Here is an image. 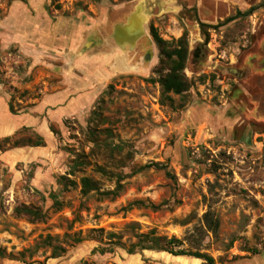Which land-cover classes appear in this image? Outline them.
<instances>
[{"label": "rangeland", "instance_id": "1", "mask_svg": "<svg viewBox=\"0 0 264 264\" xmlns=\"http://www.w3.org/2000/svg\"><path fill=\"white\" fill-rule=\"evenodd\" d=\"M12 1L0 0V94L15 113L56 89L86 46L134 55L135 47L116 43L114 29L139 6L153 42L151 27L168 46L185 36L191 53L205 47L199 60L190 54L184 70L194 84L188 104L172 109L150 81L159 50L143 34L139 46L154 57L150 73L118 76L87 113L51 127L56 145L41 165L50 176L44 187L32 185L33 170L16 183L0 161V264H115L153 231L191 235L215 264L264 248V0H59L60 9L42 0L39 9L32 3L27 22L8 18ZM198 20L211 27L202 31ZM23 46L83 47L35 59ZM38 141L25 129L0 150ZM152 163L166 169H141ZM83 179L96 189L84 193ZM207 212L219 222L215 233L206 229ZM109 234L122 237L121 245L101 244ZM100 248L105 256L94 252Z\"/></svg>", "mask_w": 264, "mask_h": 264}, {"label": "crops", "instance_id": "2", "mask_svg": "<svg viewBox=\"0 0 264 264\" xmlns=\"http://www.w3.org/2000/svg\"><path fill=\"white\" fill-rule=\"evenodd\" d=\"M41 2L42 0H14L10 5L8 18L27 22L32 16V3L39 9ZM145 36L146 33L143 37ZM143 37L137 41L136 53L134 55L128 54L127 57H120V55L117 57L107 53L108 50L115 49L117 46H86L83 58L71 63L72 70L58 79L56 89L44 93L41 99L29 108V111L12 112L8 99L0 94V142L17 137L25 129L35 132L43 142L40 146L24 144L0 150V161L12 172V177L16 183L25 180L26 171L33 170L32 185L44 187L43 185L50 176L49 172H46L41 165L46 163L56 145L55 136L51 130L52 126L61 128L64 122L87 113L102 93L104 86L118 76L126 74L147 76L150 73L153 65L151 62L154 57H147L148 51L139 46ZM146 37L152 42L154 52V42L149 36ZM128 45H124L122 48L124 49ZM10 47L5 46L4 43L1 46L3 50ZM23 47L30 49L31 56L38 59V53L40 55L42 52H48L55 56L62 52L77 49L79 51L83 46ZM129 47L133 49L134 45H129ZM143 53L145 54L144 57L142 56ZM138 57L142 60L141 64H138L137 61L133 65L131 60L134 61ZM78 71H81L82 74L80 75ZM105 255L100 254V256ZM119 260L120 262L116 261L115 264H130V262H134V264H175V262L205 264L203 260L194 257L174 256L153 250H144L141 254H121ZM232 264H264V249L258 255Z\"/></svg>", "mask_w": 264, "mask_h": 264}, {"label": "trees", "instance_id": "3", "mask_svg": "<svg viewBox=\"0 0 264 264\" xmlns=\"http://www.w3.org/2000/svg\"><path fill=\"white\" fill-rule=\"evenodd\" d=\"M59 0H52V3H57L55 8L60 9L61 5L58 3ZM235 17H230L226 19L221 25H225L231 21H233ZM199 24L202 28V31L209 29L211 26L202 23L200 20ZM151 36L157 45L159 50V64L154 69L153 74L157 75V78H151L150 81L158 83L162 89V102L163 104L169 103L172 109H182L185 108L188 104L189 100V93L193 87V82L184 74V70L186 68V64L189 60L190 54L194 58V60H199L203 55V48L197 47L191 53L189 50V46H187V41L185 36L182 37L180 40L176 42V46H168L167 42L163 40L157 30L154 27H151ZM207 77H201L200 80H204ZM179 97L181 101H183L179 106H176V101L174 97ZM11 111L13 112L12 108ZM10 139H7L8 141ZM42 139L39 137V141L37 143H33L31 145L40 146L42 145ZM155 167L160 170H165L166 166L160 163H152L142 167L141 169H149ZM166 176L173 179V176L170 172H165ZM121 180H118L117 191L122 188L120 184ZM96 189V184L92 182L90 179H83V191L86 193L90 190ZM117 191L114 192H107L105 195H116ZM28 214H34L39 216L38 213H34L30 210H26ZM206 229L208 231H212L215 233L219 227V222L217 220L212 219L210 212H207L203 217ZM103 232V230H101ZM122 237L117 236L116 234H109L106 237V241L102 238L100 243L105 246H113V245H121ZM77 242H81L80 239H77ZM139 247L141 250H153L159 252H166L174 256H187V257H194L197 259H201L204 261L205 264H215V259L203 253L200 249L201 244L194 240V237L187 236L184 239H179L175 236L168 238L167 236H156L155 232H151L149 235H142L140 236V241L137 245L132 247L128 250V254H136L135 250ZM60 249L61 253H64L66 250L63 248H56ZM107 248H100L94 250L99 252L100 254L104 255L107 253ZM264 249V248H263ZM261 253L259 249H253L248 251V255L244 256L242 259L250 258L251 256L258 255Z\"/></svg>", "mask_w": 264, "mask_h": 264}, {"label": "water", "instance_id": "4", "mask_svg": "<svg viewBox=\"0 0 264 264\" xmlns=\"http://www.w3.org/2000/svg\"><path fill=\"white\" fill-rule=\"evenodd\" d=\"M143 9V6H139L127 24L115 27L114 38L116 43L120 44L121 48L126 44L136 45L137 41L142 37L143 33L138 31L137 25L144 20L141 14Z\"/></svg>", "mask_w": 264, "mask_h": 264}, {"label": "bare ground", "instance_id": "5", "mask_svg": "<svg viewBox=\"0 0 264 264\" xmlns=\"http://www.w3.org/2000/svg\"><path fill=\"white\" fill-rule=\"evenodd\" d=\"M144 22H145V19L143 20V22H141V23L139 22L138 25H137V27H138V31H139V32H142L143 34H144V32H145V31H144V27H143ZM132 45H133V44H132ZM123 46H124V45H123ZM130 46H131V45H130Z\"/></svg>", "mask_w": 264, "mask_h": 264}]
</instances>
